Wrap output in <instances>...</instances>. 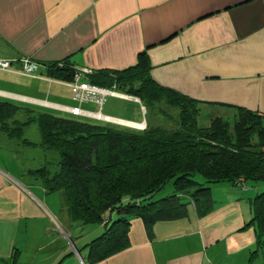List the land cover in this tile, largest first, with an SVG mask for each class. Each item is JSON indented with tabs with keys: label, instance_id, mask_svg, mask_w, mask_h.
Instances as JSON below:
<instances>
[{
	"label": "crops",
	"instance_id": "1",
	"mask_svg": "<svg viewBox=\"0 0 264 264\" xmlns=\"http://www.w3.org/2000/svg\"><path fill=\"white\" fill-rule=\"evenodd\" d=\"M26 58L38 65L33 76L20 72ZM0 59L12 61L0 69V103L17 109L10 126L19 112L21 121L48 113L153 125L124 86L89 80L144 64L156 84L193 99L207 127L233 107L264 113V0H0ZM64 60L76 69L71 81L47 74V63ZM31 123L22 138L37 146L24 137ZM17 140L0 126V264H264L250 224V198L264 185L255 192L245 181L209 184L221 202L203 214L189 202L184 217L156 221L149 232L130 219L128 244L88 262L86 244L98 235L87 239L103 223L85 235L39 181L9 169L4 152L16 158L25 145Z\"/></svg>",
	"mask_w": 264,
	"mask_h": 264
},
{
	"label": "trees",
	"instance_id": "2",
	"mask_svg": "<svg viewBox=\"0 0 264 264\" xmlns=\"http://www.w3.org/2000/svg\"><path fill=\"white\" fill-rule=\"evenodd\" d=\"M46 67L47 74L65 80L76 74L66 60ZM89 80L96 86H124L146 109H176L175 126L131 130L48 113H28L24 121L14 120L10 126L8 119L17 109L0 103L3 131L35 146L22 138L24 126L34 121L39 146L58 154L54 171L46 164L27 174L47 193L63 192L72 221L103 223L101 234L86 244L88 262L123 249L132 218H140L149 232L156 221L184 217L189 202L200 214L210 210L209 184L264 182V119L257 113L233 107L230 115L215 116L209 126L201 127L196 102L156 84L144 64L124 72H93ZM196 175L203 180H196ZM170 181L172 194L153 199ZM250 206L256 247L264 250V190L250 198Z\"/></svg>",
	"mask_w": 264,
	"mask_h": 264
},
{
	"label": "rangeland",
	"instance_id": "3",
	"mask_svg": "<svg viewBox=\"0 0 264 264\" xmlns=\"http://www.w3.org/2000/svg\"><path fill=\"white\" fill-rule=\"evenodd\" d=\"M161 109H165V110L161 111ZM140 112H141V114L143 113L142 109H140ZM19 114H20L19 119L23 120L25 117L23 112H19ZM174 114H176V109H173L170 107L166 108L164 106H161V108L155 106L153 109H150V108L147 109L146 118L148 120V123H151L153 125H162L164 127L171 128V127L175 126ZM202 118L204 120L207 119V117H202ZM199 122L201 124H204L202 122V120L201 121L199 120ZM100 123H102V122H100ZM103 124L111 125V126H115V127L123 128V129H131V130L132 129L142 130L145 128L144 126L136 127V126L123 124V123L116 124V123H107V122L105 123L104 122ZM24 137H28L30 140L37 142V143L40 142V134H39L38 128H37L35 123H31L29 125V128L25 129ZM27 146L28 145L25 144L24 146H20L19 148L16 149L18 151L16 158L11 157L4 152V157H7V158L12 159L14 161L13 164H9L10 162H5L6 166L11 170H15V169L20 170L22 181L25 182L28 180L35 179L31 175L27 174L29 170H34V169L42 167L46 164L48 165V167L50 168L51 171H54L57 168V161H58L59 157H58V154L56 152L47 151V154L45 155L43 149L39 145L34 146V147H29V146L27 147ZM195 179L198 181L203 180V178L200 175H196ZM35 180H37V179H35ZM37 181H39V180H37ZM248 184L251 185V189H253L256 192L257 191L256 185H260V184L264 185V182L248 181ZM260 190H264V189H260ZM172 191H173V185H172V181H170L160 191H158L154 195L153 199H158V198L170 195V194H172ZM49 194L51 195V197H53V199L56 201V203L61 205L62 209H65V211L67 212V215H68V208L66 205V200H65V196H64L63 192L57 191V192H52ZM222 199H223V195L217 194V192L214 191L213 199H212L213 203L214 204L219 203L222 201ZM73 222L75 223V225L77 224L80 226L81 230H83L85 235H87V233L89 231V227L92 226L90 224H83L80 221H73ZM80 228L78 230H80ZM101 232H102V229H100L97 233H95V235H92L91 237H89V239H87V240H90L93 236L99 235ZM82 254H84V252Z\"/></svg>",
	"mask_w": 264,
	"mask_h": 264
},
{
	"label": "built area",
	"instance_id": "4",
	"mask_svg": "<svg viewBox=\"0 0 264 264\" xmlns=\"http://www.w3.org/2000/svg\"><path fill=\"white\" fill-rule=\"evenodd\" d=\"M10 60L7 59H0V69H4V70H10L12 65H11ZM37 63L32 62L29 59H23L22 63H21V67H20V72L24 75H34L36 69H37ZM69 112H71L74 115H79L81 114V111L79 110V108H70ZM258 115L261 118H264V113H258ZM240 182H242V186H243V181L240 179Z\"/></svg>",
	"mask_w": 264,
	"mask_h": 264
},
{
	"label": "bare ground",
	"instance_id": "5",
	"mask_svg": "<svg viewBox=\"0 0 264 264\" xmlns=\"http://www.w3.org/2000/svg\"><path fill=\"white\" fill-rule=\"evenodd\" d=\"M107 119H109V118H107ZM115 121L120 122V123H123V124L133 125V126H136V127H142V126H144L143 124H139V123H132V122L120 121V120H115Z\"/></svg>",
	"mask_w": 264,
	"mask_h": 264
}]
</instances>
